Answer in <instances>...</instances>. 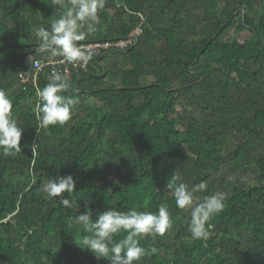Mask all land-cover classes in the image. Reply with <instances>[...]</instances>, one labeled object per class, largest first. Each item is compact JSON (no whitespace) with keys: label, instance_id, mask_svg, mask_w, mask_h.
Wrapping results in <instances>:
<instances>
[{"label":"trees","instance_id":"16d2710c","mask_svg":"<svg viewBox=\"0 0 264 264\" xmlns=\"http://www.w3.org/2000/svg\"><path fill=\"white\" fill-rule=\"evenodd\" d=\"M198 10V24L186 22ZM63 11L51 0H0V90L23 129L19 153L0 149V264H109L75 244L77 209L43 190L69 174L79 211L90 198L93 219L108 209L167 206L171 227L139 237L156 250L140 264H264V0H103L94 31L85 27L76 43L125 38L142 13L139 40L92 55L86 68L70 66L69 75L61 70L71 116L43 128L37 91L52 69L34 85L33 60L48 58L35 55V29L50 28ZM233 26L247 34L229 36ZM113 56L122 62L107 65ZM174 177L189 189L206 181L199 200L225 195L206 238H192L190 211L167 187Z\"/></svg>","mask_w":264,"mask_h":264},{"label":"clouds","instance_id":"9594fccd","mask_svg":"<svg viewBox=\"0 0 264 264\" xmlns=\"http://www.w3.org/2000/svg\"><path fill=\"white\" fill-rule=\"evenodd\" d=\"M57 10L63 13L53 20L50 28L37 27L35 37L37 45L35 55L47 53L48 58L60 57L59 63L78 62L91 59L92 53H85L76 42L85 38L86 32L94 31L98 8L103 0H51ZM47 83L37 91V118L40 126L63 125L70 119L75 101L63 95L69 88L68 78L53 70L47 77ZM23 129L12 116V101L5 91L0 90V149L9 156L21 151L20 141ZM174 177L167 187L172 189L176 206L190 211L189 231L193 239L206 238V223L212 216L224 209L225 195L216 192L199 200L195 195L207 188V182L201 181L189 189L184 183H176ZM44 192L49 199L61 197L59 203L67 209H77L78 214L71 217L70 227L77 228L80 235L74 239L82 250L92 253L97 259H106L109 264H140L143 257L154 254L140 244L143 234L164 235L171 227L167 206L161 205L157 212L131 208L127 211L108 209L96 212L93 219L90 198L85 202L83 212L79 211L80 201L73 193L76 181L72 175L60 176L49 180L44 185ZM67 193V196L62 194ZM91 209V211L89 210ZM123 233L122 239L114 237Z\"/></svg>","mask_w":264,"mask_h":264},{"label":"built area","instance_id":"2783aa9c","mask_svg":"<svg viewBox=\"0 0 264 264\" xmlns=\"http://www.w3.org/2000/svg\"><path fill=\"white\" fill-rule=\"evenodd\" d=\"M137 16L140 20V25L136 27L134 32L126 36L125 38L121 39H110V40H105V41H93V42H84V43H78V46L81 47L82 51H84L86 54L91 52L93 56H103L107 53L110 52H116V51H126L127 49L133 47L138 40L139 36L142 32L141 30V25L145 21V16L142 13H137ZM60 57L56 58H35L33 60V67L35 69V72L33 76L31 77V80L33 81L34 85H36V82L38 80V75L41 72H44L46 69L51 68L52 71L56 70L63 72L66 75L70 74V66H76L78 65L79 67L86 68V62L84 61H78V62H64V63H59L58 61L60 60ZM30 80V77L27 75H22L21 81L26 82Z\"/></svg>","mask_w":264,"mask_h":264},{"label":"rangeland","instance_id":"374dc122","mask_svg":"<svg viewBox=\"0 0 264 264\" xmlns=\"http://www.w3.org/2000/svg\"><path fill=\"white\" fill-rule=\"evenodd\" d=\"M200 18H201V11H199V10L195 14H191V15L185 16L186 22L192 23V24H198V21H199ZM6 22H8V20ZM99 31H100V29H99ZM246 34H247V32H243V33H239L238 32V33H236L234 31V26L231 27V29L229 31V36L237 35V37H239V38L245 36ZM118 62H122V59H120L118 56L117 57L113 56L112 58L108 59L105 63H107V65H113V64L118 63ZM124 65L128 66L129 64L128 63L127 64L124 63ZM195 112L197 113V110H195ZM245 179H246V181H248L249 180V175H245ZM189 223L190 222H188V225H189ZM144 235L145 234H143L142 236H144ZM172 237H173V234H171L167 238L168 241H171Z\"/></svg>","mask_w":264,"mask_h":264},{"label":"crops","instance_id":"0c3cea01","mask_svg":"<svg viewBox=\"0 0 264 264\" xmlns=\"http://www.w3.org/2000/svg\"><path fill=\"white\" fill-rule=\"evenodd\" d=\"M23 48L22 47H16V46H12L10 47V51L12 53H15V52H18V51H21Z\"/></svg>","mask_w":264,"mask_h":264}]
</instances>
